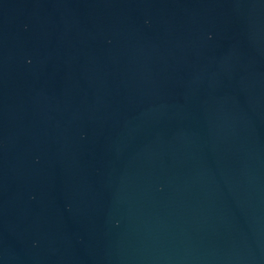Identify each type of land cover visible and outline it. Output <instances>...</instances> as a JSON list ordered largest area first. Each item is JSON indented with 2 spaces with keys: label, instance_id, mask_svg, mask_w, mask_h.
<instances>
[{
  "label": "water",
  "instance_id": "water-1",
  "mask_svg": "<svg viewBox=\"0 0 264 264\" xmlns=\"http://www.w3.org/2000/svg\"><path fill=\"white\" fill-rule=\"evenodd\" d=\"M0 264H264V0H0Z\"/></svg>",
  "mask_w": 264,
  "mask_h": 264
}]
</instances>
